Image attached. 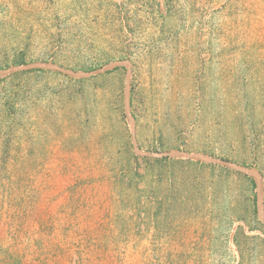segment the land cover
I'll return each mask as SVG.
<instances>
[{
	"label": "rangeland",
	"instance_id": "rangeland-1",
	"mask_svg": "<svg viewBox=\"0 0 264 264\" xmlns=\"http://www.w3.org/2000/svg\"><path fill=\"white\" fill-rule=\"evenodd\" d=\"M0 264H264V0H0Z\"/></svg>",
	"mask_w": 264,
	"mask_h": 264
},
{
	"label": "water",
	"instance_id": "water-1",
	"mask_svg": "<svg viewBox=\"0 0 264 264\" xmlns=\"http://www.w3.org/2000/svg\"><path fill=\"white\" fill-rule=\"evenodd\" d=\"M118 67L126 68V88H125L126 111L130 119L133 132H135V118L131 112L132 71H131V63L127 60L111 61L97 69L90 70V71H82V70H75L71 68H65L57 63L33 62V63H28V64L20 65V66H11L7 69L0 70V77L5 76L11 72H16V71H28V70H34V69H42V70H51V71L60 72V73H63L73 78L86 79V78H90V77L108 72ZM134 143H135L136 150L140 154H143L146 156H155V157H161V158L182 157V158L192 159V160L206 162L210 164L222 165V166L231 168L233 170H236L242 174L252 176L256 182L258 214L264 222V213L262 210L263 204H262V197H261V175L258 171L252 168L246 167V166H242L238 163H235L227 159L213 157L211 155L204 154V153L188 152L182 149H172V150H167V151H162V152L141 151L138 149L136 145L135 135H134Z\"/></svg>",
	"mask_w": 264,
	"mask_h": 264
}]
</instances>
